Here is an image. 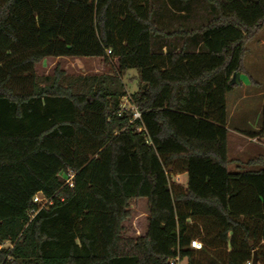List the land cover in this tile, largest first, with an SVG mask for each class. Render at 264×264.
Returning <instances> with one entry per match:
<instances>
[{"label": "trees", "instance_id": "1", "mask_svg": "<svg viewBox=\"0 0 264 264\" xmlns=\"http://www.w3.org/2000/svg\"><path fill=\"white\" fill-rule=\"evenodd\" d=\"M187 1L207 21L176 40L156 17L181 0H0V264H246L255 251L264 264V148L245 162L254 168L229 170L227 106L264 0ZM60 57L118 69L37 72ZM130 68L133 122L121 112ZM248 134L264 144V103ZM70 168L73 188L59 175ZM184 172L186 188L173 189ZM38 192L54 203L30 218ZM139 199L147 227L127 236Z\"/></svg>", "mask_w": 264, "mask_h": 264}, {"label": "rangeland", "instance_id": "2", "mask_svg": "<svg viewBox=\"0 0 264 264\" xmlns=\"http://www.w3.org/2000/svg\"><path fill=\"white\" fill-rule=\"evenodd\" d=\"M246 69L251 75L252 82L248 86L245 75L241 76L244 85H237L232 93L228 94V147L229 157L233 158L229 165L230 171L241 169H252L245 162L251 158L259 156L263 152L264 144L261 139L256 137L252 140L248 132L255 131V127H260L262 122V100L264 97V31H260L255 38L247 45V52L244 58ZM59 67L64 69L69 75L103 74L111 73L118 69L117 60L113 59L110 63L104 62L98 58L71 57L45 58L37 66V72L40 75L52 74L54 69ZM123 80L127 85V96H131L140 87V74L135 68H130L123 75ZM123 101V100H122ZM173 171L171 168L168 169ZM173 183L178 184V190L183 191L187 186L186 174H173ZM132 215L125 221V235L135 237L136 226L139 230L145 231L147 227L148 204L146 199H139L132 204ZM136 224V226H135ZM9 243H5V247ZM182 264H187L183 260Z\"/></svg>", "mask_w": 264, "mask_h": 264}, {"label": "crops", "instance_id": "3", "mask_svg": "<svg viewBox=\"0 0 264 264\" xmlns=\"http://www.w3.org/2000/svg\"><path fill=\"white\" fill-rule=\"evenodd\" d=\"M187 4H188L187 0H181L178 8H174V7H171V5H169L167 7V10L165 9L166 10L165 15H163V14L157 15L156 23H157L159 33H168V34L178 33L174 37L169 36V38L170 39H176V40H182L181 36L184 34L185 30H187L189 28L191 23H196V24H201V23L205 24L206 23L207 19H206L205 14L201 15L199 12V14H197V15H194V14L189 15L188 10L185 8V5H187ZM162 10H164V9L162 8ZM163 49H164V51H166L167 46L164 45ZM244 58H245V56H244ZM75 59L79 60L80 58H75ZM244 67L246 69L245 61H244ZM243 75H245L246 76L245 78L248 79L246 81L248 83L247 85L249 86L250 83L252 82V78H251V75L249 74V72L247 71V69H246L245 73H241V76H243ZM244 84L245 83L243 82V80H241V85H244ZM233 91H231L230 93H232ZM263 103H264V97L262 100V106H263ZM227 106H228V95H227ZM228 114H229V110H228ZM229 117H230V114L228 116V120H229ZM255 128H256L255 131H258L260 127H255ZM250 139L255 140L256 137L250 138ZM230 160H233V158ZM230 164H232V162ZM184 174H186L187 181H188L187 173L184 172ZM177 175H179V174H177Z\"/></svg>", "mask_w": 264, "mask_h": 264}, {"label": "built area", "instance_id": "4", "mask_svg": "<svg viewBox=\"0 0 264 264\" xmlns=\"http://www.w3.org/2000/svg\"><path fill=\"white\" fill-rule=\"evenodd\" d=\"M108 53H111V50H108ZM121 112L124 113H130L131 114V122L136 120H141L142 118V112L138 109L137 106H135L131 102L130 96H126L123 98V101L121 103ZM138 130H142L141 127L138 128ZM59 175L64 180V186H68L70 188H73L75 186V177L77 175L76 171L74 169H67L63 170L59 173ZM34 202L38 205V208L31 209L29 211L30 218H33L40 209L47 208L51 206L54 203V197L48 196L44 194L43 192H38L34 195ZM136 226V224H135ZM141 231L136 226V234H140ZM190 246L193 249H202L203 243L200 239H192L190 242ZM169 264H182V260L180 259V256H175L170 258ZM246 264H252V261H248Z\"/></svg>", "mask_w": 264, "mask_h": 264}, {"label": "water", "instance_id": "5", "mask_svg": "<svg viewBox=\"0 0 264 264\" xmlns=\"http://www.w3.org/2000/svg\"><path fill=\"white\" fill-rule=\"evenodd\" d=\"M240 76H241V73L236 72L234 74L233 78L231 79L230 83L231 84H237V85L241 84ZM252 264H261L256 251L254 252V255H253Z\"/></svg>", "mask_w": 264, "mask_h": 264}]
</instances>
